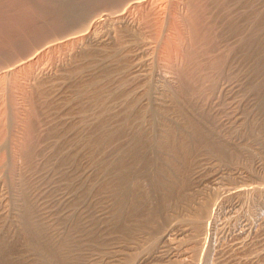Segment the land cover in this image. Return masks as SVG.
I'll return each instance as SVG.
<instances>
[{
	"label": "rangeland",
	"instance_id": "374dc122",
	"mask_svg": "<svg viewBox=\"0 0 264 264\" xmlns=\"http://www.w3.org/2000/svg\"><path fill=\"white\" fill-rule=\"evenodd\" d=\"M121 1L116 2L117 5L112 0H97L89 5L87 12L89 15L93 14L92 17H97L98 12L104 8L116 11L119 6V11L125 8L131 22L129 19L124 23L118 22L119 25L111 20L100 22L93 30V38L54 46L52 51L45 50L26 67L12 69L13 71L8 66H13L21 57L31 56L34 52L36 54L44 43L48 44L47 42L61 36L64 38L67 33L80 30L81 27L76 28L79 27L76 26L79 24L76 21L58 22L53 11L25 10L18 7L16 2H11L13 5L6 12L7 16L0 18V218L7 221L0 220V264H137L139 258L145 256L152 257V264H162L161 259L163 264H168L169 261L174 264L178 262L160 258L158 253L161 247L169 248L167 241H170L165 236L166 232L172 229L173 232H180L181 228L187 229L179 238L182 243L190 246L188 264H264V104L261 103L264 101L262 93L259 95L257 88L254 89L258 83L264 84V49L261 55L258 54V47L264 43V0H144L139 7L129 5L128 0ZM194 19H198L199 23L194 24ZM125 26L128 27L123 28ZM97 37L102 38L101 43L95 41ZM99 45L104 47L100 48ZM140 47H147L146 51L143 49L144 52H141L149 61L144 65L138 62L141 54L136 57L133 54L132 57V53L142 50ZM105 56H108V60L111 57L110 60H115V63L110 60L107 62ZM140 59L142 58L139 61ZM140 65L144 70L139 69ZM146 65L147 67H143ZM185 80L189 83L186 84ZM185 84L189 85L188 95H179L178 92H181V87L186 86ZM59 95L62 96L61 99ZM190 96L195 98L196 103ZM240 100L244 104L240 105ZM239 105L242 108H238ZM240 109L245 110V114ZM235 110L239 115L242 113L240 119L231 115ZM201 111L205 113L202 114ZM189 113L200 123L206 121L203 124L214 130L210 141L213 144L209 147L201 143L198 146L200 149L191 153L193 155L186 165L181 192L172 195L158 210L152 207L146 209L141 205L135 211H125L118 215L115 209L118 179L113 163H110L113 160L112 151L121 146L122 149L135 146L147 155L153 149L151 140L162 139L165 127L179 126L181 122L183 124ZM248 113L250 116L246 115ZM224 117L228 119L225 120ZM242 117L245 120L240 122ZM220 119L224 122L221 123ZM59 122L64 123L61 125ZM178 122L180 123L177 124ZM200 159L205 160L203 162ZM213 170L218 175H225L224 181L227 183L205 180L208 175L210 177L216 174ZM191 186H194L193 189ZM228 186L236 189L226 190ZM223 190L226 191L224 195ZM68 213L73 214L70 217ZM91 214L98 215L94 217ZM4 215L8 217L5 218ZM51 215L55 217L52 219ZM101 223L108 227L103 228ZM97 224L99 225L96 226ZM217 225L221 227L220 230ZM244 225L248 227L245 234L248 236V244L245 248L247 250L251 244L250 250L244 249L241 257L237 256L239 258H228L233 234ZM44 227L48 228V233L43 230ZM164 230L166 232L163 233ZM106 232L107 235H104ZM97 249H100L99 252ZM111 251H114L113 255L116 252L121 255L123 251L127 253L119 255L118 260L121 262H118L109 256L112 255ZM156 258L160 259L157 261Z\"/></svg>",
	"mask_w": 264,
	"mask_h": 264
},
{
	"label": "bare ground",
	"instance_id": "6f19581e",
	"mask_svg": "<svg viewBox=\"0 0 264 264\" xmlns=\"http://www.w3.org/2000/svg\"><path fill=\"white\" fill-rule=\"evenodd\" d=\"M95 1H97V0H0V18H3V17H5V16H7V14H6V12L7 11H9V8H11V6L13 5V3H15L16 2V5L18 6V7H22L23 9H28V10H31V11H33V10H39V11H53L54 13L53 14H55V18H56V20L58 21V22H67V21H76V22H79V24L78 25H76V26H79V27H76V28H78V29H80V27H81V29L80 30H77V31H73V32H70V33H67V35L66 36H64V38H63V36H61L62 37V39H60V38H57L56 40L55 39H53L54 41H50V42H47L48 44H43L44 45V47H43V45H42V48L39 50H37L38 52H36V54H34V53H32L31 54V56H28V57H21L19 60H15L16 61V63H14V65L13 66H8V69H11V71H13L12 69H16V68H22V67H26L27 65H29L30 63H32L35 59H37L38 57H39V54H42L45 50H48V49H51V51H52V48L54 47V46H56L57 47V45H60V44H68V43H72V42H78V41H83L84 39H87V38H90V37H92V34H93V30L95 29V27L97 26V24L98 23H100V22H104L105 20H111V21H113L114 23L115 22H117V24H118V22H123L124 23V21H126V20H128L129 18H127V12H125V8H123V9H121L122 11H119V6H118V10H111V11H109V9L107 10V9H103V10H101V11H99L98 12V16L96 17V16H94V17H92L93 16V14H91V15H89L88 14V12H87V8L89 7V5L90 4H92V3H94ZM103 1H110V0H103ZM121 0H115V1H113L112 0V2L113 3H119ZM124 1H127V0H124ZM130 1V3H128L129 5L131 4V6H136V7H139V6H141V5H143V3H144V0H128V2ZM11 2H13V3H11ZM121 2H123V1H121ZM116 3V4H117ZM120 4H122V3H120ZM118 5V4H117ZM116 5V6H117ZM128 6V5H127ZM126 6V7H127ZM42 7H44V8H42ZM115 8V7H114ZM132 8V7H131ZM130 8V9H131ZM129 9V10H130ZM127 10H128V8H127ZM130 12V11H129ZM95 15H97V14H95ZM129 17V16H128ZM22 20V19H21ZM20 20V21H21ZM30 20V19H29ZM29 20H27V21H29ZM130 20V22H131V19H129ZM23 21V20H22ZM133 21V20H132ZM18 22H19V20H18ZM23 22H25V21H23ZM22 22V23H23ZM127 22V21H126ZM137 22V21H136ZM31 23V22H30ZM194 24L195 23H199V20L198 19H194V22H193ZM20 24V23H19ZM24 25H25V23H23ZM120 24V23H119ZM118 24V25H119ZM130 24V23H129ZM132 24V23H131ZM28 25V24H27ZM128 25V24H127ZM28 26H30V24L28 25ZM82 26H85L84 28H82ZM113 26H115V24L113 25ZM133 26V25H132ZM117 27H119V26H117ZM128 27V26H127ZM126 26L125 27H123V28H127ZM136 27V26H135ZM26 28V27H25ZM120 28V27H119ZM131 28V27H130ZM116 29V28H115ZM121 29V28H120ZM132 29V28H131ZM131 29H129V30H131ZM74 30H76V29H74ZM133 30V29H132ZM19 31V30H18ZM29 31V30H28ZM126 31H127V29H125V33H126ZM96 32V31H95ZM129 32V31H128ZM131 32V31H130ZM131 33H133V32H131ZM100 34V33H99ZM7 35H9V34H7ZM95 35H96V33H95ZM105 35V34H104ZM107 35V34H106ZM127 35H130V34H127ZM133 35V34H132ZM100 36V35H99ZM131 36V35H130ZM129 36V37H130ZM110 37V36H109ZM93 38V37H92ZM92 38H91V40H92ZM132 38V37H131ZM96 39V38H95ZM104 39V38H103ZM106 39V38H105ZM13 40H15V38L13 39ZM52 40V39H51ZM108 40V39H107ZM106 40V41H107ZM109 40H110V38H109ZM88 41V40H87ZM94 41V40H93ZM96 42H98V43H101V41H102V38L100 37H97V39L95 40ZM112 42H114V41H112ZM85 43H87V42H85ZM259 43H261V41L259 42ZM78 44V43H77ZM93 44H96V43H93ZM131 44V43H130ZM145 44V43H144ZM87 45V44H86ZM86 45H84V46H86ZM103 45H105V43H103ZM103 45H101V46H103ZM113 45V44H112ZM142 45V44H141ZM146 45V44H145ZM87 46H89V45H87ZM100 46V45H99ZM101 46H100V48H101ZM106 46V45H105ZM147 46V45H146ZM261 47H258V54H260L261 55V52L263 51V46H264V43H262L261 45H260ZM55 47V48H56ZM83 47V46H82ZM81 47V48H82ZM104 47V46H103ZM111 47V46H110ZM113 47V46H112ZM115 47V46H114ZM123 47V46H122ZM121 47V48H122ZM145 47V46H144ZM148 48H150L149 46H147ZM147 47L146 48H143V47H140V48H142V50L141 49H138L137 51L138 52H134V53H132V57H133V54H134V56L136 57V56H138L139 54H141V58L142 59H140V61H139V58H138V62H140L139 64H146L147 63V57H146V55L144 54H142L141 52H144V50L146 51L147 50ZM78 48V47H77ZM84 48V47H83ZM90 48V47H89ZM107 48V47H106ZM106 48H104V50L106 49ZM109 48V47H108ZM129 48H131L132 49V47H129ZM87 49H88V47H87ZM94 49H95V47H94ZM111 49V48H110ZM114 49V48H113ZM115 49H116V51H117V48L115 47ZM136 49V48H135ZM144 49V50H143ZM101 50V49H100ZM120 50V49H119ZM95 51H97L96 49H95ZM107 51H109L108 49H107ZM107 51L105 52L106 54H107ZM114 51V50H113ZM115 51V52H116ZM121 51V50H120ZM123 51V50H122ZM132 51V50H131ZM131 51H130V53H131ZM100 52V51H99ZM104 52L102 53L103 55H104ZM126 52V51H125ZM125 52H123V53H125ZM130 53H129V55H130ZM108 54H110V53H108ZM116 54H118V53H116ZM115 54V55H116ZM119 54H121L122 55V53H119ZM118 54V55H119ZM72 55V54H71ZM101 55V54H100ZM117 55V56H118ZM143 55V56H142ZM114 56V55H113ZM124 56V55H123ZM122 56V57H123ZM128 56V55H127ZM106 57V56H105ZM116 57V56H115ZM149 57V56H148ZM107 58V62L111 59V57H110V59L108 60V56L106 57ZM106 58H104L105 60H104V63L106 62ZM113 58V57H112ZM126 58H128V57H126ZM131 57H129V59H130ZM151 58V57H150ZM119 59V58H118ZM128 59V60H129ZM102 61H103V59H101ZM125 60H127V59H125ZM127 60V61H128ZM110 61H113V59L112 60H110ZM132 61V60H131ZM114 63H115V60L113 61ZM134 62H137V61H134ZM133 62V63H134ZM149 62V61H148ZM103 63V64H104ZM111 63V62H110ZM114 63H113V65H114ZM118 63H119V61H118ZM130 63V62H129ZM132 63V64H133ZM99 64H100V62H99ZM106 64V66L108 65L107 63H105ZM131 64V65H132ZM150 64H151V62H150ZM153 64V63H152ZM110 65H112V64H110ZM116 65V64H115ZM134 65V64H133ZM149 65V64H148ZM105 66V67H106ZM136 66H138V64L136 65ZM150 66V65H149ZM97 67V66H96ZM139 67V66H138ZM140 67H141V65H140ZM143 67H147V65L146 66H143ZM7 68V67H6ZM94 68V67H93ZM101 68V67H100ZM110 68H112V67H110ZM117 68V67H116ZM44 69V68H43ZM90 69V68H89ZM135 69V68H134ZM139 69H143L142 67L141 68H139ZM146 70L148 69V68H145ZM7 70V69H6ZM6 70H4V71H6ZM87 70V69H86ZM95 70V69H94ZM100 70V69H99ZM136 70V69H135ZM134 70V71H135ZM144 70V69H143ZM10 71V70H9ZM49 71V70H48ZM89 71V70H88ZM93 71V70H92ZM91 71V72H92ZM140 71V70H139ZM138 71V72H139ZM87 72V71H86ZM95 72V71H94ZM107 72V71H106ZM123 72H124V70H123ZM137 72V73H138ZM146 72H148V71H146ZM53 73V72H52ZM95 73H97V72H95ZM132 73H133V71H132ZM145 73V72H144ZM144 73H142V75L144 74ZM243 73V72H242ZM257 73V72H256ZM256 73H255V75H256ZM90 74H92V73H90ZM110 74V73H109ZM117 74H118V72H117ZM134 74V73H133ZM146 74V73H145ZM149 74V73H148ZM147 74V75H148ZM162 74H163V72H162ZM246 74H248V73H246ZM84 75H86V74H84ZM112 75V74H111ZM127 75V74H126ZM146 75V76H147ZM44 76V75H43ZM52 76V75H51ZM121 76V75H120ZM134 76H136V75H134ZM138 76H140V75H138ZM137 76V77H138ZM162 76V75H161ZM164 76V75H163ZM166 76H167V74H166ZM169 76V75H168ZM248 76V75H247ZM53 77H55L54 75H53ZM53 77H51V78H53ZM57 77V76H56ZM63 77V76H62ZM61 77V78H62ZM87 77V76H86ZM114 77V76H113ZM129 77V76H128ZM133 77V76H132ZM149 77V76H148ZM157 77V76H156ZM59 78V77H58ZM105 78V77H104ZM136 77H134V79H135ZM142 78V77H141ZM144 78H146V77H144ZM162 78V77H161ZM171 79H172V77H170ZM185 78H187V77H185ZM244 78V77H243ZM255 78V77H254ZM257 78V77H256ZM50 79V78H49ZM47 80V81H50V80ZM127 79V78H126ZM140 79V78H139ZM164 79H165V77H164ZM168 79V78H167ZM188 79V78H187ZM53 80V79H52ZM55 80H56V78H55ZM103 80V79H102ZM116 80V79H115ZM115 80H114V82H115ZM128 80V79H127ZM129 80H130V78H129ZM133 80V79H132ZM137 80H138V78H137ZM145 80V79H144ZM162 80V79H161ZM173 80V82H174V79H172ZM245 80V79H244ZM58 80H56V82H57ZM61 81V80H60ZM126 81V80H125ZM131 81V80H130ZM135 81H136V79H135ZM135 81H133V82H135ZM160 81V80H159ZM164 81V80H163ZM168 81V80H167ZM176 81V80H175ZM185 81H187V83L186 84H188L189 83V81L188 80H185ZM185 81H183V83H185ZM233 81V80H232ZM243 81V80H242ZM54 82V81H53ZM53 82H51V83H53ZM55 82V83H56ZM129 82V81H128ZM132 82V81H131ZM143 82V81H142ZM162 82V81H161ZM170 82V81H169ZM239 82V81H238ZM251 82V81H250ZM262 82V81H261ZM49 84L48 85H50V82H48ZM59 83V82H58ZM62 83V82H61ZM124 83V82H123ZM136 83V82H135ZM168 83V82H167ZM43 84H45V83H43ZM47 84V83H46ZM63 84H66L65 83V81H63ZM104 84V83H103ZM125 84V83H124ZM129 84V83H128ZM131 84V83H130ZM134 84V83H133ZM137 84V83H136ZM164 85H166L165 83H163ZM174 84V83H173ZM172 84V85H173ZM185 84V85H186ZM237 84V83H236ZM242 84V83H241ZM241 84H240V86H241ZM252 84V83H251ZM263 84V83H262ZM54 86H55V84H53ZM67 85V84H66ZM163 85V86H164ZM168 85V84H167ZM172 85H170V86H172ZM245 85V84H244ZM101 86H103V85H101ZM110 86V85H109ZM130 86V85H129ZM145 86V85H144ZM157 86V85H156ZM169 86V85H168ZM174 86H176L175 84H174ZM236 86V89L238 88L237 87V85H235ZM64 87H65V85H64ZM106 87V86H105ZM127 87V86H126ZM162 87V86H161ZM188 87H189V85L187 86H184V85H182V87H181V92H178L179 93V95L180 94H184L185 96H187L188 95V91H189V89H188ZM164 88V87H163ZM172 88H173V86H172ZM256 88H257V90H258V92H259V95H260V93H262V97L261 98H263V101H264V84L263 85H260L259 83L257 84V85H255V90H256ZM102 89V88H101ZM112 89V88H111ZM135 89V88H134ZM160 89V88H159ZM240 89V88H239ZM113 90V89H112ZM140 90V89H139ZM143 90V89H142ZM161 90V89H160ZM165 90H166V88H165ZM168 90V89H167ZM227 90H229V89H227ZM178 91V90H177ZM233 91H235V90H233ZM237 91V90H236ZM239 91V90H238ZM241 91V90H240ZM158 92V91H157ZM160 92V91H159ZM165 92H169V91H165ZM164 92V93H165ZM256 92V91H255ZM61 93V92H60ZM140 93V92H139ZM233 93V92H232ZM58 94V93H57ZM163 94V93H162ZM167 94V93H166ZM165 94V95H166ZM231 94V93H230ZM257 94V93H256ZM62 95V94H61ZM61 95H59V97H60V99L62 98V96ZM65 95V94H64ZM64 95H63V97H64ZM67 95V94H66ZM155 95H157V94H155ZM236 95V94H235ZM240 95V94H239ZM242 95V94H241ZM259 95H258V97H259ZM129 96V95H128ZM140 96V95H139ZM163 96H164V94H163ZM254 96V95H253ZM253 96H250V97H253ZM68 97V96H67ZM159 97H161V96H159ZM167 97H169V96H167ZM237 97V96H236ZM244 96H242V98H243ZM247 97V96H246ZM249 97V98H250ZM56 98V97H55ZM128 98V97H127ZM137 98V97H136ZM141 98H143V97H141ZM145 98V97H144ZM149 98V97H148ZM157 98V97H156ZM260 98V97H259ZM57 99V98H56ZM68 99V98H67ZM66 99V100H67ZM125 98H123V100H124ZM132 99V98H131ZM130 99V100H131ZM154 99V98H153ZM160 99H162V97L160 98ZM159 99V100H160ZM166 99V98H165ZM190 99L192 100V101H195V98L193 99V97H191L190 96ZM198 99V98H197ZM214 99H216V98H214ZM234 99H236V98H234ZM238 99V98H237ZM236 99V100H237ZM244 99H245V97H244ZM257 99V98H256ZM58 100V99H57ZM148 100V99H147ZM152 100V99H151ZM156 100V99H155ZM164 100V99H163ZM242 100V99H241ZM240 100V101H241ZM55 101V100H54ZM65 101V100H64ZM154 101V100H153ZM157 101V100H156ZM166 101H167V99H166ZM243 101V100H242ZM241 101V103H240V105H242V102ZM254 101H255V99H254ZM261 101V100H260ZM148 102V101H147ZM162 102V101H161ZM168 102V101H167ZM233 102V101H232ZM236 102V101H235ZM244 102H246V101H244ZM249 102V101H248ZM54 103V102H53ZM58 103V102H57ZM56 103V104H57ZM61 103V102H60ZM59 103V104H60ZM63 103V102H62ZM66 103V102H65ZM159 103V102H158ZM164 103V102H163ZM195 103H196V101H195ZM198 103V102H197ZM238 103V102H237ZM261 103H263L264 104V102H261ZM55 104V105H56ZM126 104V103H125ZM162 104V103H161ZM166 104V103H165ZM239 104V103H238ZM244 104V103H243ZM260 104V103H259ZM262 104V105H263ZM54 105V106H55ZM58 105V104H57ZM141 105V104H140ZM159 105V104H158ZM166 105H168V104H166ZM166 105H164V106H166ZM207 105V104H206ZM219 105V104H218ZM218 105H217V107H218ZM233 105H235V104H233ZM232 105V106H233ZM240 105L238 106V108H242V107H240ZM246 105V104H245ZM248 105V104H247ZM246 105V106H247ZM250 105V104H249ZM248 105V106H249ZM253 105V104H252ZM62 106V105H61ZM61 106H60V108H61ZM65 105H63V107H64ZM118 106V105H117ZM145 106V105H144ZM211 106V105H210ZM236 106V105H235ZM245 106V107H246ZM254 106V105H253ZM57 108H58V106H56ZM167 107H169V106H167ZM209 107V106H208ZM216 107V106H215ZM54 108V107H53ZM59 108V109H60ZM123 108V107H122ZM141 108V107H140ZM235 108V107H234ZM249 108V107H248ZM258 108V107H257ZM261 108V107H260ZM69 109H71V108H69ZM68 109V110H69ZM165 109V108H164ZM202 109V108H201ZM231 109V108H230ZM64 110V109H63ZM111 110V109H110ZM123 110V109H122ZM156 110V109H155ZM163 110V109H162ZM204 111H205V109H203ZM238 110V109H237ZM241 110V109H240ZM253 110V109H252ZM258 110V109H257ZM59 110H57V112H58ZM66 111V110H65ZM159 111V110H158ZM165 111H166V109H165ZM204 111H201V113L203 114V113H205ZM216 111V110H215ZM225 111V110H224ZM245 111V110H244ZM244 111H242L241 110V112L243 113ZM248 111H249V109H248ZM259 111V110H258ZM77 112V111H76ZM110 112H112V111H110ZM117 112H118V109H117ZM163 112H164V110H163ZM162 112V113H163ZM166 112H168V111H166ZM209 112V111H208ZM250 112H251V110H250ZM249 112V113H250ZM63 113H64V111H63ZM71 113V112H70ZM69 113V114H70ZM171 113V112H170ZM169 113V114H170ZM213 113V112H212ZM229 114H230V112H228ZM242 113H241V115H239L238 113H237V111L235 110V112L234 113H231V115L236 119H240V116H242ZM249 113L248 114H246V115H249ZM262 113V112H261ZM60 114V113H59ZM121 114V113H120ZM160 114V113H159ZM220 114V113H219ZM228 114V115H229ZM243 114H245V112L243 113ZM82 115V114H81ZM109 115V114H108ZM167 115V114H166ZM165 115V116H166ZM173 115V114H172ZM206 115H209V114H206ZM227 115V116H228ZM250 115H251V113H250ZM249 115V116H250ZM257 115V114H256ZM260 115V114H259ZM67 116V115H66ZM76 116V115H75ZM86 116V115H85ZM159 116H162V115H159ZM78 117V116H77ZM80 117V116H79ZM84 117V116H83ZM167 117H168V115H167ZM166 117V118H167ZM169 117H170V115H169ZM231 117V116H230ZM229 117V118H230ZM232 117V118H233ZM56 118V117H55ZM62 118V117H61ZM60 118V119H61ZM163 118H165V117H163ZM171 118V117H170ZM169 118V119H170ZM225 118V117H224ZM245 118H246V116H245ZM248 118V117H247ZM254 118V117H253ZM257 118V117H256ZM259 118V117H258ZM63 120H64V118H62ZM83 119V118H82ZM117 119H118V115H117ZM161 120H162V118H160ZM226 119H228V118H225V120ZM58 120V119H57ZM56 120V121H57ZM70 120V119H69ZM76 120V119H75ZM166 120V119H165ZM164 120V121H165ZM171 120H173V119H171ZM233 120V119H232ZM231 120V121H232ZM242 120H245V119H243V117L241 118V121L240 122H242ZM61 121V120H60ZM169 121V120H168ZM220 121H221V119H220ZM229 121V120H228ZM227 121V122H228ZM230 121V122H231ZM239 121V120H238ZM256 121V120H255ZM68 122V121H67ZM82 122V121H81ZM162 122V121H161ZM171 122V121H170ZM218 122V121H217ZM223 122H224V120H223ZM222 121H221V123H223ZM245 122V121H244ZM54 123V122H53ZM58 122H56V124H57ZM60 123V122H59ZM62 124L64 123V122H61ZM60 123V124H61ZM113 123V122H112ZM111 123V124H112ZM180 122H178L177 124H179ZM204 123V122H203ZM202 122L200 123L199 122V120L198 119H196L191 113H189L187 116H186V118H185V122L182 124V122H181V125L179 124V126H172L171 125V127L169 126V127H165V129L163 130V138L162 139H153V140H151V144H153V149H152V151L151 152H148L147 153V155L146 154H144L141 150H140V148L139 147H124L123 149L121 148V147H123V146H121V147H117V148H115L113 151H112V157H113V160H111V162L110 163H113V168L115 169V172H116V178L118 179V183L116 184L117 185V187H118V191H117V206H115L116 208V213L119 215V214H123L125 211H127V212H130L131 210H136V209H139L140 208V206L141 205H143V208H148V207H152V209L154 208L155 210H158L159 209V207L161 206V205H163L164 206V204L166 203V201L172 196V195H178V193H180L181 192V190L183 189V187H184V181H185V177H184V173H185V170H186V165L187 164H189L190 163V160H191V157H192V155H191V153L192 152H195V149H197L198 148V146L201 144V143H205L207 146H209V147H211L212 145H211V143L213 144V142H210L211 141V137H212V134H213V132H214V130L213 129H211L210 127H207V125H204L205 123H206V121H205V123L203 124ZM220 123V122H219ZM225 123H226V121H225ZM233 123H236V122H233ZM253 123V122H252ZM256 123V122H255ZM61 124V125H62ZM66 124V123H65ZM68 124V123H67ZM163 124V126H164V123H162ZM166 124V123H165ZM218 124V123H217ZM231 124V123H230ZM241 124V123H240ZM245 124V123H244ZM254 124V123H253ZM57 125H59V124H57ZM79 125V124H78ZM115 125H116V123H115ZM223 125V124H222ZM221 125V126H222ZM234 125V124H233ZM232 125V126H233ZM236 125V124H235ZM243 125V124H242ZM67 126V125H66ZM162 126V127H163ZM166 126V125H165ZM181 126V127H180ZM226 126V125H225ZM224 126V127H225ZM229 126V125H228ZM227 126V127H228ZM63 127H64V125H63ZM68 127V126H67ZM78 127V126H77ZM162 127H161V130H162ZM223 127V126H222ZM226 127V128H227ZM236 127V126H235ZM237 127L238 128H240V126H238V124H237ZM66 128V127H65ZM113 128V127H112ZM237 128V129H238ZM76 129V128H75ZM223 129H225V128H223ZM235 129V128H234ZM236 129V130H237ZM226 130V129H225ZM228 130V129H227ZM231 130V129H230ZM114 131V130H113ZM238 131H240V130H238ZM243 131V130H242ZM114 132H116V131H114ZM124 133V132H123ZM127 133V132H126ZM130 133V132H129ZM64 134H66V135H68L67 133H64ZM63 135V134H62ZM125 135V134H124ZM67 137V136H66ZM241 138H242V135L240 136ZM63 138H65V137H63ZM63 138H61V139H63ZM67 138H69V136L67 137ZM231 139L233 138L232 136L230 137ZM116 139V138H115ZM228 139V138H227ZM117 140V139H116ZM115 140V141H116ZM119 140V139H118ZM64 141H66L65 139H64ZM63 141V142H64ZM70 141V140H69ZM232 141V140H231ZM243 141V140H242ZM119 142H120V140H119ZM244 142H245V138H244ZM71 144H72V142H71ZM205 145V146H206ZM71 146V145H70ZM152 146V145H151ZM200 147V146H199ZM200 148H198V150H199ZM116 151V152H115ZM203 152V151H202ZM109 153V152H108ZM199 152H197V154H198ZM204 153V152H203ZM110 154V155H111ZM196 154V155H197ZM201 153H199V155H200ZM85 155V154H84ZM198 155V156H199ZM204 155V154H203ZM202 155V156H203ZM194 156H195V154H194ZM102 157V156H101ZM109 157V156H108ZM103 158V157H102ZM194 158V157H193ZM199 158V157H198ZM86 159H88V158H86ZM82 160V159H81ZM93 160V159H92ZM203 160H205V159H203ZM202 159H200V161H203ZM196 162H197V160H196ZM204 162V161H203ZM207 162V161H206ZM212 162V161H211ZM211 162H210V165H211ZM82 163V162H81ZM84 164V163H83ZM201 164V163H200ZM208 164V163H207ZM207 164H206V166H207ZM212 164H213V162H212ZM216 164V163H215ZM218 164V163H217ZM89 165V164H88ZM97 166V165H96ZM198 166V165H197ZM200 166V165H199ZM213 166V165H212ZM227 166H228V164H227ZM233 166H235V165H233ZM72 167V166H71ZM81 167V166H80ZM84 167V166H83ZM94 167V166H93ZM195 167V166H194ZM225 167V166H224ZM230 167V166H229ZM232 167V166H231ZM76 168V167H75ZM92 168V167H91ZM196 168V167H195ZM207 168V167H206ZM211 168V167H210ZM223 168V167H222ZM77 169V168H76ZM81 169V168H80ZM238 169V168H237ZM236 169V170H237ZM84 170H86V168L84 167ZM88 170H90V168L88 169ZM200 170V169H199ZM211 170V169H210ZM226 170V169H225ZM224 170V171H225ZM233 170V169H232ZM236 170H235V172H236ZM72 171V170H71ZM74 171H75V169H74ZM73 171V172H74ZM78 171V170H77ZM87 171V170H86ZM195 171V170H194ZM214 171V170H213ZM217 171H218V169H217ZM229 171H231V170H229ZM242 171V170H241ZM244 171V170H243ZM242 171V172H243ZM84 172V171H83ZM89 173H90V171H88ZM196 172V171H195ZM194 172V173H195ZM204 172V171H203ZM210 172H212V171H210ZM210 172H208V173H210ZM215 172V171H214ZM86 173V175H88L87 174V172H85ZM92 173H94V172H92ZM201 173V172H200ZM213 173V172H212ZM212 173H210V174H212ZM216 173V172H215ZM218 173V172H217ZM215 174L214 176H210L209 177V175H208V177H206L205 178V180H207V181H211V183H212V181L213 182H223V183H225L226 182V180L224 181V176L223 175H218V174ZM221 173H223V171L221 172ZM227 173V172H226ZM233 173V172H232ZM204 174V173H203ZM225 174V173H224ZM239 174V173H238ZM74 175V174H73ZM91 176H92V174H90ZM196 175H197V173H196ZM226 175H228V174H226ZM233 175V174H232ZM240 175V174H239ZM62 176V175H61ZM70 176V175H69ZM192 176H193V174H192ZM198 176H200V175H198ZM197 176V177H198ZM202 176V175H201ZM207 176V175H206ZM229 176V175H228ZM235 176V175H234ZM237 176V175H236ZM243 176V175H242ZM60 177V176H59ZM73 177V176H72ZM75 177V176H74ZM79 177H80V175H79ZM82 177V176H81ZM88 177V176H87ZM229 177H232V176H229ZM61 179H62V177H60ZM76 178V177H75ZM235 178V177H234ZM244 178V177H243ZM59 179V178H58ZM64 179H65V177H64ZM67 179V178H66ZM74 179V178H73ZM83 179V178H82ZM92 179V178H91ZM200 179V178H199ZM202 179V178H201ZM227 179H229V178H227ZM239 179V178H238ZM241 179V178H240ZM72 180V179H71ZM81 180V179H80ZM232 180H233V178H232ZM251 180V179H250ZM56 181V180H55ZM73 181V180H72ZM85 181V180H84ZM198 181V180H197ZM201 181V180H200ZM228 181V180H227ZM234 181V180H233ZM247 181V180H246ZM57 182H58V180H57ZM78 182V181H77ZM77 182H76V184L75 185H77ZM205 182V181H204ZM239 182V181H238ZM240 182H243V181H240ZM239 182V183H240ZM74 183V182H73ZM82 184H83V182H81ZM80 183V184H81ZM141 183V184H140ZM197 183V182H196ZM196 183H195V186H196ZM210 183V182H209ZM210 183V184H211ZM227 183V182H226ZM233 183V182H232ZM236 183V182H235ZM79 184V183H78ZM79 184V185H80ZM193 184V183H192ZM191 184V185H192ZM201 184V183H200ZM203 184V183H202ZM215 184V183H214ZM222 184V183H221ZM84 185H86V184H84ZM88 185H89V183H88ZM220 185V184H219ZM73 186H74V184H73ZM83 186V185H82ZM201 186V185H200ZM206 186V185H205ZM222 186H224V185H222ZM235 186V185H234ZM239 187H240V185H238ZM238 186H236L237 188H238ZM60 187H61V185H60ZM87 186H85V188H86ZM89 187V186H88ZM93 187V186H92ZM192 187V186H191ZM194 187V186H193ZM193 187H192V189H193ZM207 187V186H206ZM210 187V186H209ZM211 187H213L212 185H211ZM225 187H226V185H225ZM225 187L223 188V187H221V188H223V189H225ZM49 187H47V189H48ZM53 188V187H52ZM73 188H75V187H73ZM219 188V187H218ZM236 189L235 187H227V189L226 190H230V189ZM59 189V188H58ZM195 189V188H194ZM215 189H216V187H215ZM220 189V188H219ZM219 189H217V190H219ZM239 189V188H238ZM40 190V189H39ZM38 190V191H39ZM43 190V189H42ZM41 190V191H42ZM76 190V189H75ZM83 190V189H82ZM188 190H189V188H188ZM44 191H46V190H43V192ZM78 191V190H77ZM76 191V192H77ZM95 191V190H94ZM98 191V190H97ZM194 191V190H193ZM215 191V190H214ZM224 191L225 190H223V195L226 193V191H225V193H224ZM42 192V193H43ZM47 192V191H46ZM70 192V191H69ZM72 192V191H71ZM83 192V191H82ZM99 192V191H98ZM217 192V191H216ZM220 192V191H219ZM229 193H230V191H228ZM8 193V192H7ZM35 193V192H34ZM64 193V192H63ZM66 193V192H65ZM64 193V194H65ZM73 193V192H72ZM234 193V192H233ZM1 194V193H0ZM40 194V193H39ZM44 194V193H43ZM61 194H62V192H61ZM64 194H63V196H64ZM66 194H68V192L66 193ZM79 194H80V192H79ZM84 194V193H83ZM2 195H4V193L2 194ZM75 195H77V193H75ZM101 195V194H100ZM1 196V195H0ZM5 196V195H4ZM58 196V195H57ZM77 196H79V195H77ZM76 196V197H77ZM82 196V195H81ZM222 196V195H221ZM9 197V196H8ZM61 197V196H60ZM65 197V196H64ZM83 197V196H82ZM3 197H1V199H2ZM38 198V197H37ZM68 198H70L71 199V196H69ZM74 198V197H73ZM7 199V198H6ZM40 199V198H39ZM46 199V198H45ZM62 199V198H61ZM66 199H67V197H66ZM78 199V198H77ZM82 199V198H81ZM6 201V200H5ZM39 201V200H38ZM41 201V203H42V199L40 200ZM39 201V202H40ZM57 201H61V200H57ZM62 201H63V199H62ZM72 201H73V199H72ZM71 201V202H72ZM67 202V201H66ZM64 203V204H67V203ZM70 201H68V203H69ZM76 202V201H75ZM78 202V201H77ZM81 201H79V203H80ZM40 203V204H41ZM44 203V202H43ZM46 203V202H45ZM16 204V203H15ZM47 204V203H46ZM60 204V206H61V203H59ZM74 204V203H73ZM78 204V203H77ZM84 204V203H83ZM85 204H86V202H85ZM8 205V204H7ZM68 205H70V204H68ZM67 205V206H68ZM88 205V204H87ZM152 205H154V206H152ZM219 205V204H218ZM223 205V204H222ZM230 205V204H229ZM40 207H41V205H39ZM43 206V205H42ZM59 206V205H58ZM79 206V205H78ZM77 205H76V207H78ZM81 206V205H80ZM83 206V205H82ZM220 206V205H219ZM226 206V205H225ZM16 207H17V205H16ZM46 207V206H45ZM52 207V206H51ZM65 207V206H64ZM84 207H85V205H84ZM216 207V206H215ZM228 207V206H227ZM233 207V206H232ZM43 208V207H42ZM50 208V207H49ZM59 208V207H58ZM61 208H62V206H61ZM68 208V207H67ZM79 208V207H78ZM107 208V207H106ZM222 208V207H221ZM45 209V208H44ZM64 209V208H63ZM72 209V208H71ZM89 209V208H88ZM99 209H101V208H99ZM219 209V208H218ZM228 209V208H227ZM236 209V208H235ZM47 210V209H46ZM51 210V209H50ZM56 210V209H55ZM58 210H60V209H58ZM73 210V209H72ZM72 210H71V212H72ZM96 210V209H95ZM103 210V209H102ZM101 210V212H103ZM109 210V209H108ZM229 210V209H228ZM228 210H227V212H228ZM238 210V209H237ZM4 211H5V209H4ZM10 211H12L11 209H10ZM42 211V210H41ZM45 211V210H44ZM57 211V210H56ZM83 211V210H82ZM107 211V210H106ZM231 211H232V209H231ZM236 211V210H235ZM62 212V211H61ZM60 212V213H61ZM64 212V211H63ZM68 212H69V210H68ZM80 212H81V209H80ZM84 212V211H83ZM88 212V211H87ZM89 212H90V209H89ZM264 212V211H263ZM1 213V212H0ZM7 213V212H6ZM25 213L26 212H24V215H25ZM45 213V212H44ZM51 213V212H50ZM57 213V212H56ZM74 213V212H73ZM72 213V214H73ZM86 213V212H85ZM93 213H96L95 211L93 212ZM99 213V212H98ZM2 214H4V213H2ZM1 214V215H2ZM42 214V213H41ZM55 214V213H54ZM58 214V213H57ZM63 214V213H62ZM61 214V215H62ZM69 215H70V213H68ZM71 214V215H72ZM82 214V213H81ZM227 214V213H226ZM242 214V213H241ZM17 215V214H16ZM37 215V214H36ZM48 215V214H47ZM60 215V214H59ZM66 216H67V214H65ZM68 215V216H69ZM71 215H70V217H71ZM74 215H76V214H74ZM86 215V214H85ZM90 215V214H89ZM93 214H91V216H92ZM96 215H98V214H96ZM95 215V216H96ZM108 215V214H107ZM106 215V216H107ZM110 215V214H109ZM108 215V216H109ZM113 215V214H112ZM218 215V214H217ZM231 215V214H230ZM230 215H226V216H230ZM235 215H236V213H235ZM234 215V216H235ZM238 215V214H237ZM263 215V214H262ZM5 216V215H4ZM50 216V215H49ZM58 216V215H57ZM64 216V215H63ZM77 216H78V214H77ZM81 216V215H80ZM94 216V215H93ZM94 216V217H95ZM106 216H104L105 218H106ZM220 216V215H219ZM218 216V217H219ZM232 216H233V213H232ZM231 216V217H232ZM1 217V216H0ZM8 217V216H7ZM6 216H5V218H7ZM37 217V216H36ZM45 217V216H44ZM51 217H52V215H51ZM55 217V216H54ZM54 217H52V219L54 218ZM62 217V216H61ZM97 217H99V216H97ZM224 217V216H223ZM241 217V216H240ZM264 217V216H263ZM4 218V217H3ZM24 218L26 219V216H24ZM46 218V217H45ZM44 218V219H45ZM57 218V217H56ZM63 218V217H62ZM66 218V217H65ZM65 218H63V219H65ZM89 218V217H88ZM91 218V217H90ZM230 218V217H229ZM242 218H244V217H242ZM250 218V217H249ZM2 218H0V220H1ZM24 219V220H25ZM49 219V218H48ZM77 219V218H76ZM93 219H95V218H93ZM92 219V220H93ZM98 219V218H97ZM220 219V218H219ZM226 219H227V217H226ZM247 219V218H246ZM5 220V219H4ZM4 220H1V222L2 221H4ZM42 220H43V218H42ZM59 220V219H58ZM80 221H81V219H79ZM78 220V221H79ZM91 220V219H90ZM109 220V218H107V220L106 221H108ZM224 220V219H223ZM230 220V219H229ZM242 220V219H241ZM240 220V221H241ZM250 220H251V218H250ZM257 220V219H256ZM255 220V221H256ZM6 221V220H5ZM46 221V220H45ZM48 221H50V219L48 220ZM52 221V220H51ZM55 221V220H54ZM66 221V220H65ZM99 221H100V219H99ZM112 221V220H111ZM214 221V220H213ZM221 221V220H220ZM232 221V218H231V220H230V222ZM235 221V220H234ZM262 221V220H261ZM42 222H44V221H42ZM110 222V221H109ZM214 222H216V221H214ZM243 222V221H242ZM246 222V221H245ZM248 222V221H247ZM5 223V222H4ZM6 223H7V221H6ZM46 223V222H45ZM96 223H97V221H96ZM95 223V224H96ZM100 223V222H99ZM104 223V222H103ZM112 223V222H111ZM110 223V224H111ZM177 223V222H176ZM239 223V222H238ZM49 224V223H48ZM53 224V223H52ZM189 224V223H188ZM224 224L225 225H227L226 224V222L224 221ZM233 224H234V222H233ZM4 225V224H3ZM85 225H89V224H86L85 223ZM92 225H94L93 224V222H92ZM91 225V226H92ZM99 224H97L96 226H98ZM101 225H102V223H101ZM100 225V226H101ZM108 225V224H107ZM179 225V224H178ZM187 225V224H186ZM219 225V224H218ZM217 225V226H218ZM250 225V224H249ZM252 225H253V223H252ZM0 226H2L1 224H0ZM90 226V227H91ZM96 226L94 227V228H96ZM99 226V227H100ZM102 226H104L103 228H107L106 227V224H103ZM222 227H223V225H221ZM255 226V225H254ZM82 227V226H81ZM84 227H86V226H84ZM169 227V226H168ZM168 227H166L167 229H168ZM180 227H181V225H180ZM259 227H260V225H259ZM55 228V227H54ZM101 228V227H100ZM177 228V227H176ZM191 228H192V226H191ZM218 228H219V226H218ZM221 228V227H220ZM220 228H219V230H220ZM240 228V227H239ZM43 229V228H42ZM178 229V228H177ZM177 229L175 230V231H177ZM250 229V228H249ZM46 233H48V228L46 227H44V229H43ZM53 230V229H52ZM81 230V229H80ZM80 230H78V231H80ZM101 230V229H100ZM105 231H106V229H104ZM108 230V229H107ZM192 230V229H191ZM190 230V231H191ZM217 230V229H216ZM218 230V231H219ZM254 230V229H253ZM174 230L172 229V231H167L166 232V230H164L163 231V233L164 232H166V234H165V236H167V238H168V240L170 241V243H168V241H167V244H169V246L167 245V247H169V248H166V246H164V248H162L161 247V249L159 250V253H158V251H156L157 253H158V257H160V258H168V259H171V260H175V261H177L178 263H175L174 262V264H188L189 262H188V260H189V258H190V252H191V250H190V246L188 245V243H182L181 241H180V239L181 238H179V236H180V234H182V233H184L185 231H187V229L186 228H181L180 229V232H173ZM194 231V230H193ZM256 231V230H255ZM52 232V231H51ZM216 232V231H215ZM220 232V231H219ZM246 232H248V227H245V225L244 226H242L240 229H239V231L237 232V233H235V234H233V240H232V243H231V245H230V250L228 251L229 253L227 254V255H225V257L227 256L228 258H239V257H237L238 255H240L241 253H243V251H244V249H245V251H248V249L250 250V246H251V244L249 245V248L246 250V245L248 244L247 243V241H246V237H248V236H245V234H246ZM251 232V231H250ZM94 233H96L95 231H94ZM254 233V232H253ZM51 234V233H50ZM75 234V233H74ZM104 235H107V232L106 233H103ZM189 234V233H188ZM188 234H186V235H188ZM191 234H194V233H191ZM249 234V233H248ZM251 234V233H250ZM256 234V233H255ZM260 234V233H259ZM86 235V234H85ZM186 235H185V237H186ZM218 235V234H217ZM89 236V235H88ZM103 236V235H102ZM182 236V235H181ZM108 237V236H107ZM106 237V238H107ZM189 237V236H188ZM224 237V236H223ZM226 237V236H225ZM228 237V236H227ZM252 237V236H251ZM258 237H260V236H258ZM95 238V237H94ZM101 238V237H100ZM105 238V237H104ZM163 238V237H162ZM184 237H182V239H183ZM222 238V237H221ZM255 238V237H254ZM253 238V239H254ZM256 238H257V236H256ZM185 239V238H184ZM192 239V238H191ZM218 239H220V238H218ZM74 240V239H73ZM79 240V239H78ZM164 240V239H163ZM167 240V239H166ZM166 240H164V241H166ZM187 241H188V239H186ZM194 240H196V239H194ZM224 240V239H223ZM223 240H222V243H223ZM248 240V239H247ZM252 240V239H251ZM106 241V240H105ZM112 241H114V240H112ZM190 241V240H189ZM220 241H221V239H220ZM195 242V241H194ZM218 242V241H217ZM231 242V241H230ZM229 242V243H230ZM250 242V241H249ZM252 242H255V241H252ZM163 243V242H162ZM166 242H164V244H165ZM226 243H227V241H226ZM113 244V243H112ZM163 244V245H164ZM224 244V243H223ZM253 244H256V242L255 243H253ZM253 244H252V246H253ZM258 244V243H257ZM262 244V243H261ZM166 245V244H165ZM191 245H192V243H191ZM221 245V244H220ZM161 246V245H160ZM193 246H194V244H193ZM225 246H227V245H225ZM255 246V245H254ZM259 246V245H258ZM261 246H263V245H261ZM115 247V246H114ZM228 247V246H227ZM246 247V248H245ZM100 248V247H99ZM105 248V247H104ZM104 248H102V249H104ZM166 248V249H165ZM216 248V247H215ZM258 248V247H257ZM264 248V247H263ZM101 249V248H100ZM99 249V250H100ZM193 249V248H192ZM98 250V249H97ZM99 250H98V252H99ZM115 250V249H114ZM158 250V249H157ZM254 250V249H253ZM259 250H260V248H259ZM117 251V250H116ZM244 251V252H245ZM261 251V250H260ZM91 252V251H90ZM124 253L126 252V251H123ZM155 252V253H156ZM194 253H195V251H193ZM220 252V251H219ZM251 252H253V251H251ZM264 252V251H263ZM92 253V252H91ZM111 253H112V251H111ZM113 253H114V251H113ZM113 253H112V255H109V256H111V257H113L112 259H113V261L114 260H118V257H119V255H121L120 254V252H116L114 255H113ZM123 253V254H124ZM127 253V252H126ZM154 253V254H155ZM249 253H250V251H249ZM248 253V254H249ZM101 254V253H100ZM106 254V253H105ZM122 254V255H123ZM153 254V253H152ZM151 254V255H152ZM153 254V255H154ZM193 254V253H192ZM247 254V255H248ZM251 254V253H250ZM259 254V253H258ZM261 254V253H260ZM264 254V253H263ZM121 255V256H122ZM145 255V254H144ZM149 255V253L147 254V256ZM242 255V254H241ZM241 255H240V257H241ZM246 255V254H245ZM253 255V254H252ZM98 256V255H97ZM100 256V255H99ZM120 256V257H121ZM193 256V255H192ZM255 256H256V254H255ZM255 256H253V257H255ZM260 256V255H259ZM258 256V258H260ZM104 257H105V255H104ZM251 257V256H250ZM249 257V258H250ZM262 257V256H261ZM94 258V257H93ZM92 258V259H93ZM107 258H109V257H107ZM152 258V257H151ZM150 257H141V258H139V260H138V263L137 264H152V262H154V261H152V259H151ZM160 258H158V259H160ZM192 258H195V257H192ZM235 258V259H236ZM245 258V257H244ZM90 259V258H89ZM111 259V258H110ZM157 259V258H156ZM155 259V260H156ZM158 259H157V261H158ZM246 259H248V257L246 258ZM255 259V258H254ZM263 259H264V256H263ZM94 260H96V259H94ZM162 260V259H161ZM160 260V262H162V264H163V261H161ZM167 260V259H166ZM165 259H164V261H166ZM173 260V261H174ZM191 260H194V259H191ZM230 260V259H229ZM250 260V259H249ZM251 260H253V259H251ZM257 260V259H256ZM110 261H112V260H110ZM244 261V260H243ZM261 261V260H260ZM118 262H121V260H118ZM170 262V264L171 263H173V262H171V261H169ZM169 262H168V264H169ZM192 262V261H191ZM220 262V261H219ZM251 262V261H250ZM256 262V261H255ZM86 263H87V261H86ZM95 263V262H94ZM222 263V262H221ZM229 263V262H228ZM231 263V262H230ZM258 263H259V261H258ZM261 263V262H260ZM114 264V263H113ZM117 264V263H116ZM154 264V263H153ZM156 264V263H155ZM160 264V263H159ZM165 264H166V262H165ZM225 264V263H224ZM227 264V263H226ZM232 264V263H231ZM245 264V263H244ZM246 264H248V263H246ZM263 264V263H262Z\"/></svg>",
	"mask_w": 264,
	"mask_h": 264
}]
</instances>
